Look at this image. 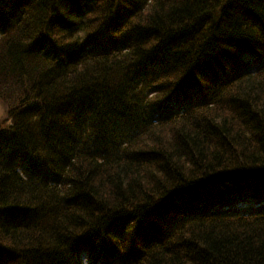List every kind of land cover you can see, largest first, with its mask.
<instances>
[{"label":"trees","instance_id":"1","mask_svg":"<svg viewBox=\"0 0 264 264\" xmlns=\"http://www.w3.org/2000/svg\"><path fill=\"white\" fill-rule=\"evenodd\" d=\"M0 101V264H264V0H0Z\"/></svg>","mask_w":264,"mask_h":264},{"label":"bare ground","instance_id":"2","mask_svg":"<svg viewBox=\"0 0 264 264\" xmlns=\"http://www.w3.org/2000/svg\"><path fill=\"white\" fill-rule=\"evenodd\" d=\"M26 138H27L29 144L36 148V144H34L32 142L31 138L29 136H26ZM63 148L64 149H58L56 147L55 150L53 149V154L55 155L54 160L56 162L59 160V157H60L61 153L66 154L69 151V148L66 145ZM37 172L41 173V174H48L50 172V169L42 168V169L37 170ZM178 200H174L173 201L174 204H175V202H178ZM192 204H193L192 207H195L193 202H192ZM169 205H171V203H169ZM179 205H182V203L181 204L179 203ZM171 225H172V221L171 220L167 221V217H166L165 221L161 223V228L160 229H154L153 228L154 230H151V229L148 230L147 228H142L141 230L146 232L145 237L147 239H149V238L152 239L150 241V243H149L150 247H154L156 245H160V247L161 246H169L170 247L171 245H174L176 243V241H177V237L173 236V234L169 233L168 229H169V227ZM111 226L112 227H109V229H107L105 233L104 232L101 233L102 238H104L106 235L110 236V235H115L116 233L120 234L121 231L123 230L122 226H116V225L115 226L111 225ZM154 231H155V233L153 234ZM154 235H155V237H154ZM136 236H140V235H136ZM166 244H169V245H166ZM145 245H146V242L145 241H141L140 246L144 248ZM114 252L116 254L120 253L119 250H114ZM130 253L132 254V252H130ZM83 254H84V248H82L80 250V252H79L80 260H82L81 258L83 256ZM134 254H137V253H134Z\"/></svg>","mask_w":264,"mask_h":264},{"label":"rangeland","instance_id":"3","mask_svg":"<svg viewBox=\"0 0 264 264\" xmlns=\"http://www.w3.org/2000/svg\"><path fill=\"white\" fill-rule=\"evenodd\" d=\"M0 117H1V119L5 117L1 105H0ZM205 194H206V193L203 192V193L201 194V197L203 198ZM242 202H243L242 204H244L245 206H246L247 204H249V203H252V201H249V202H247V201H242Z\"/></svg>","mask_w":264,"mask_h":264}]
</instances>
